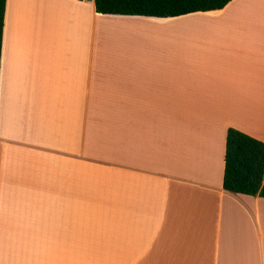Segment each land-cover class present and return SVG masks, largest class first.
I'll return each instance as SVG.
<instances>
[{
  "label": "crops",
  "instance_id": "0c3cea01",
  "mask_svg": "<svg viewBox=\"0 0 264 264\" xmlns=\"http://www.w3.org/2000/svg\"><path fill=\"white\" fill-rule=\"evenodd\" d=\"M259 31L261 0H7L0 264H264V198L223 188L228 129L264 142Z\"/></svg>",
  "mask_w": 264,
  "mask_h": 264
},
{
  "label": "trees",
  "instance_id": "16d2710c",
  "mask_svg": "<svg viewBox=\"0 0 264 264\" xmlns=\"http://www.w3.org/2000/svg\"><path fill=\"white\" fill-rule=\"evenodd\" d=\"M83 1V0H79ZM107 16L177 18L224 9L233 0H93ZM7 0H0V65ZM223 188L233 194L264 198V142L234 128L226 134Z\"/></svg>",
  "mask_w": 264,
  "mask_h": 264
},
{
  "label": "rangeland",
  "instance_id": "374dc122",
  "mask_svg": "<svg viewBox=\"0 0 264 264\" xmlns=\"http://www.w3.org/2000/svg\"><path fill=\"white\" fill-rule=\"evenodd\" d=\"M261 1H263V3H264V0H261ZM262 5V4H261ZM259 25H261V26H263V24H259ZM261 26H259V27H261ZM259 35H260V37H259V41H260V38H264V32L263 31H259ZM264 103V102H263ZM260 104V103H259ZM261 105V104H260ZM263 110V109H262ZM261 110V111H262ZM263 113V112H262ZM259 135H262V136H264V126H259Z\"/></svg>",
  "mask_w": 264,
  "mask_h": 264
},
{
  "label": "bare ground",
  "instance_id": "6f19581e",
  "mask_svg": "<svg viewBox=\"0 0 264 264\" xmlns=\"http://www.w3.org/2000/svg\"><path fill=\"white\" fill-rule=\"evenodd\" d=\"M244 115V114H243Z\"/></svg>",
  "mask_w": 264,
  "mask_h": 264
}]
</instances>
